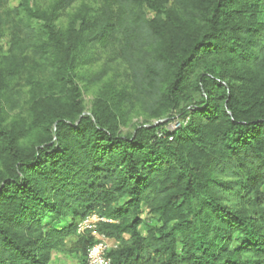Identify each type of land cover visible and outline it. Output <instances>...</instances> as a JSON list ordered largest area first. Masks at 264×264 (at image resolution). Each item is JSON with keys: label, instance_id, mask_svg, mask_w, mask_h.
<instances>
[{"label": "trees", "instance_id": "obj_1", "mask_svg": "<svg viewBox=\"0 0 264 264\" xmlns=\"http://www.w3.org/2000/svg\"><path fill=\"white\" fill-rule=\"evenodd\" d=\"M77 2L0 0V264H83L91 215L110 264H264V0H93L63 30ZM99 57L127 85L86 114ZM133 107L160 122L122 133ZM7 110L35 119L28 148Z\"/></svg>", "mask_w": 264, "mask_h": 264}, {"label": "rangeland", "instance_id": "obj_2", "mask_svg": "<svg viewBox=\"0 0 264 264\" xmlns=\"http://www.w3.org/2000/svg\"><path fill=\"white\" fill-rule=\"evenodd\" d=\"M57 0H31V4L34 8L39 10H45L50 5H52ZM78 0L76 5L67 10L57 22V25L65 30L68 26L70 18L72 17L75 10L83 5H94L93 0ZM20 0H8L7 6L12 9L16 8ZM152 13L147 11V18L150 19ZM3 49H7V38H4L1 41ZM99 71L104 72L102 80L97 82H92L91 79ZM125 67L118 61L108 60L107 57H99L98 60L79 71L77 84L81 91L82 96V106L86 114L90 113L92 106L94 105L96 99L100 93L104 90L105 87H114L115 89H122L127 85ZM27 91V90H24ZM25 99V98H24ZM22 99V103H25V100ZM122 109L127 111V106H123ZM159 120H149L146 118V115L143 114L140 108L133 107L126 114V118L123 120L124 125L120 126L122 133H129L132 131L134 125H144L148 124H157ZM163 122V121H162ZM3 125L7 126L9 129H16V141L21 148H28L34 140L37 139L38 134H40L38 127L35 124V119L29 115H23L21 111L15 110L13 112L6 111L4 117ZM176 125V121L168 126V129L171 130ZM5 155L0 148V170L4 169ZM264 192V187H263ZM143 217V216H142ZM49 220V218H47ZM140 231L144 234V229L141 227ZM127 240L128 237L125 236ZM112 249L118 246L114 240H110ZM50 264H79V260L75 255H63L59 253L52 254V260Z\"/></svg>", "mask_w": 264, "mask_h": 264}, {"label": "built area", "instance_id": "obj_3", "mask_svg": "<svg viewBox=\"0 0 264 264\" xmlns=\"http://www.w3.org/2000/svg\"><path fill=\"white\" fill-rule=\"evenodd\" d=\"M179 123H176L172 130L177 129ZM99 222H107L105 219L96 215H91L81 220L77 225L78 233L89 232L91 237L94 238V245L88 249L85 261L83 264H110V259L107 257V253L112 249L110 240L102 237L96 232V225Z\"/></svg>", "mask_w": 264, "mask_h": 264}]
</instances>
